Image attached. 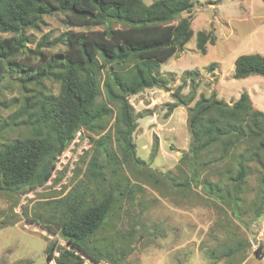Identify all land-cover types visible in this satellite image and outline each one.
I'll list each match as a JSON object with an SVG mask.
<instances>
[{
  "label": "trees",
  "instance_id": "16d2710c",
  "mask_svg": "<svg viewBox=\"0 0 264 264\" xmlns=\"http://www.w3.org/2000/svg\"><path fill=\"white\" fill-rule=\"evenodd\" d=\"M192 8V0H154L150 4L142 0H0V82L16 71L22 74V89L28 88L9 117L11 125L20 121L25 134L0 144V191H36L41 170L47 164L53 167L59 149L68 147L77 131L90 135L85 170L87 152L73 170V179L81 175L78 184L41 202L40 212L29 215L22 210L27 223L64 242L65 246L57 241L47 245V262L82 264L80 256H84L93 262L123 264L132 231L120 236L126 242L120 248L106 238L96 244L95 238L112 213L132 206L141 193L142 186L132 182L124 170L138 167L139 175L152 184L167 186L174 181L172 173L157 174L136 157L132 135L137 124L128 99L146 89L165 87L160 66L192 38L191 18L182 17ZM59 15L69 27L103 29L67 31L52 41L45 36L29 51L26 32L39 30L44 18ZM208 43H215L212 34L197 32L195 47L200 54H206ZM45 49H50L48 54H43ZM26 52L41 58L40 63L20 60ZM252 76L264 78V55L237 57L232 77L243 80ZM45 82L56 85L57 91L48 90ZM181 89L179 86L173 93L175 102L168 113L187 107L189 144L177 167L181 180L169 188L182 193L199 188L218 215H229L248 226L264 213V113L245 92L231 104L215 93L201 94L188 107L194 95L182 96ZM8 125L2 124L0 129ZM107 128L111 134L105 133ZM156 150L154 141L151 155ZM50 176L51 169L42 183ZM250 178L255 179L258 190L249 200ZM244 217H248L247 223ZM220 245L221 250L205 253L212 264L218 259L227 264L246 260L248 242L231 239ZM260 249L258 246L255 254L264 256Z\"/></svg>",
  "mask_w": 264,
  "mask_h": 264
},
{
  "label": "rangeland",
  "instance_id": "374dc122",
  "mask_svg": "<svg viewBox=\"0 0 264 264\" xmlns=\"http://www.w3.org/2000/svg\"><path fill=\"white\" fill-rule=\"evenodd\" d=\"M142 1L150 4L154 0ZM192 1L191 13H184L182 17L190 16L193 36L182 51L160 66L159 76L166 80L165 87L146 89L128 99L137 124L132 135L136 157L146 163L144 168L157 174L172 173L174 181H169L167 186L152 184L142 174L139 175L140 168L125 169L124 174L142 186L141 193L135 196L132 206H124L117 214L109 216L95 243L101 244V239L106 238L107 243L112 242L115 248H120L121 244H126L120 236L132 231L123 264H212L206 257L207 250H221L220 243L241 239L249 245L247 258L241 264H264V256L255 254L261 246L260 252L264 255V213L257 221L242 226L229 215H218L199 188L184 193L170 189V184L181 180L177 167L189 144L187 107L179 106L168 113L169 105L175 102L173 93L179 86L182 96L194 95V101L188 107H192L201 94L208 97L215 93L218 99L231 104L245 92L254 107L264 113V78L252 76L237 80L232 77L237 57L256 53L264 55V0ZM102 29L69 27L64 16L47 17L39 30L26 32L30 38L26 48L34 50L45 36L52 41L67 31L88 33ZM200 31L209 32L215 38L214 45L207 44L204 55L195 47L196 34ZM49 51L45 49L43 54ZM20 60L39 64L41 58L26 52ZM21 77L22 74L10 71L0 82V127L9 124L0 129V144L25 134L19 120L12 125L9 121L21 102L22 94L28 90L27 87L22 89ZM192 79L194 84H191ZM45 84L51 92L58 89L49 82ZM100 92L103 97V91ZM14 101L16 106L11 105ZM111 123L113 120L109 125ZM108 132L111 134L109 128L105 133ZM84 133L90 138L88 133ZM154 141L157 150L151 155ZM83 146L69 152L68 147L63 149L50 167V178L36 191H0V264H49L46 261L47 245L57 241L65 246L57 235L27 223L22 210H27L29 215L40 212L41 202L57 198L64 188L65 194L78 184L81 175L73 179V170L79 158L87 152L82 167L85 170L90 155V143ZM65 166L67 170L64 172ZM257 190V182L250 178L249 200ZM244 222H248V217H244ZM214 264L227 263L218 259Z\"/></svg>",
  "mask_w": 264,
  "mask_h": 264
},
{
  "label": "built area",
  "instance_id": "2783aa9c",
  "mask_svg": "<svg viewBox=\"0 0 264 264\" xmlns=\"http://www.w3.org/2000/svg\"><path fill=\"white\" fill-rule=\"evenodd\" d=\"M90 143V138L83 132V131H77L75 133V136L73 138V140L71 141V143L68 145V152L72 151L73 149H75L77 146H81L84 145L83 148L85 146H87ZM70 154V153H69ZM58 253L55 252L54 253V257H57ZM83 260L82 264H106L103 262H93L92 260L84 257V256H80ZM47 263L49 264H56L54 259H52L51 261H48Z\"/></svg>",
  "mask_w": 264,
  "mask_h": 264
},
{
  "label": "water",
  "instance_id": "95a60500",
  "mask_svg": "<svg viewBox=\"0 0 264 264\" xmlns=\"http://www.w3.org/2000/svg\"><path fill=\"white\" fill-rule=\"evenodd\" d=\"M63 151V147H61L58 151L57 156H60L61 152ZM51 164H47L40 172L37 180H36V185L37 187H39L42 184L43 179L45 178L46 174L48 173V171L50 170ZM58 229V227H57Z\"/></svg>",
  "mask_w": 264,
  "mask_h": 264
}]
</instances>
